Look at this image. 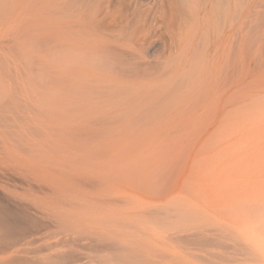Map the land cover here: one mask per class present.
I'll use <instances>...</instances> for the list:
<instances>
[{
    "label": "rangeland",
    "instance_id": "rangeland-1",
    "mask_svg": "<svg viewBox=\"0 0 264 264\" xmlns=\"http://www.w3.org/2000/svg\"><path fill=\"white\" fill-rule=\"evenodd\" d=\"M37 11L0 0V264H264V52L199 100L164 24L65 66Z\"/></svg>",
    "mask_w": 264,
    "mask_h": 264
},
{
    "label": "bare ground",
    "instance_id": "bare-ground-1",
    "mask_svg": "<svg viewBox=\"0 0 264 264\" xmlns=\"http://www.w3.org/2000/svg\"><path fill=\"white\" fill-rule=\"evenodd\" d=\"M159 2L170 3L167 22V11L163 22L156 19ZM171 5L170 0H37V16L40 23L50 21L52 51L65 66L81 65L92 54L118 52L113 44L124 39L125 29L147 40L151 24L155 29L165 25L177 40L184 86L194 88L191 96L199 100L213 99L216 87L229 85L232 66L236 70L256 49L264 52L262 21L256 47L246 44L256 15L264 14V0H178Z\"/></svg>",
    "mask_w": 264,
    "mask_h": 264
}]
</instances>
